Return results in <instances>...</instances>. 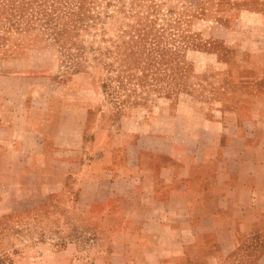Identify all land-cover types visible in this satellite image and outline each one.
<instances>
[{"label": "crops", "instance_id": "obj_1", "mask_svg": "<svg viewBox=\"0 0 264 264\" xmlns=\"http://www.w3.org/2000/svg\"><path fill=\"white\" fill-rule=\"evenodd\" d=\"M5 79L0 264H264V117L244 119L241 106L223 105L215 116L191 109L173 131L137 133L152 126L147 120L127 125L119 141L124 116L109 123L99 107L70 104L68 81L63 115L64 107L33 104L46 89L8 90ZM255 97L264 103L263 92ZM65 179L68 217L97 227L100 239L89 240L107 247L88 253L66 235L54 249L38 233L28 254L16 228L31 225L28 213L33 227L43 224L34 212L63 194Z\"/></svg>", "mask_w": 264, "mask_h": 264}, {"label": "rangeland", "instance_id": "obj_2", "mask_svg": "<svg viewBox=\"0 0 264 264\" xmlns=\"http://www.w3.org/2000/svg\"><path fill=\"white\" fill-rule=\"evenodd\" d=\"M0 74L8 90L46 89L33 104L63 115L68 81L70 104L99 107L109 123L124 116L119 141L147 120L137 133L173 131L191 109L215 116L241 106L242 118L261 121L247 109L264 111L255 97L264 93V0H0ZM50 199L34 212L43 224L28 213L31 225L16 228L24 251L37 250L38 233L54 249L66 235L88 253L106 249L89 240L100 239L97 227L68 217L66 179Z\"/></svg>", "mask_w": 264, "mask_h": 264}]
</instances>
